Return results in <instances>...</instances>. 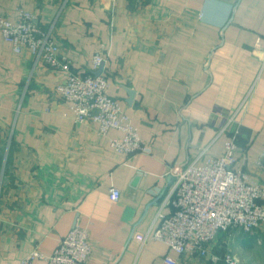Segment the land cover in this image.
Here are the masks:
<instances>
[{
	"label": "crops",
	"instance_id": "obj_1",
	"mask_svg": "<svg viewBox=\"0 0 264 264\" xmlns=\"http://www.w3.org/2000/svg\"><path fill=\"white\" fill-rule=\"evenodd\" d=\"M20 9L42 28L54 24L74 72L95 75L92 57L103 52L108 93L150 152L126 157L109 144L119 133L74 122L55 89L66 75L13 53L0 31V133L13 129L0 264L35 249L51 255L76 224L89 231V264H162L167 254L209 262L136 237L156 225L174 169L223 154L229 135L219 131L231 115L237 167L264 185V60L254 54L264 49V0H0V16Z\"/></svg>",
	"mask_w": 264,
	"mask_h": 264
},
{
	"label": "built area",
	"instance_id": "obj_2",
	"mask_svg": "<svg viewBox=\"0 0 264 264\" xmlns=\"http://www.w3.org/2000/svg\"><path fill=\"white\" fill-rule=\"evenodd\" d=\"M53 28L54 24L40 27L36 16L23 9L14 20L0 16L3 40L13 53L29 51L35 65L43 63L66 75L65 82L55 89L67 105L68 117L76 123L96 124L98 133L103 136L112 130L119 133V137L109 139V144L126 157L149 153L150 148L143 144L131 117L123 111L120 102L109 95L108 78L102 73L96 76L74 72L68 55L54 39ZM104 59L102 51L93 55L94 72L104 64ZM232 124L236 128L229 131ZM239 125L231 115L220 129V134L229 135L222 155L212 156L202 165L190 162L173 170L174 183L161 204L156 225L145 235L136 237L142 246L158 241L168 247L169 253L218 262L208 246L219 234L234 229L264 233V185L237 167ZM109 196L112 201H118L120 191L112 188ZM165 207L169 208L168 213L163 212ZM91 255L89 231L76 224L51 255L35 249L19 264H89ZM222 261L238 264L233 254H225ZM162 264H179V261L167 254Z\"/></svg>",
	"mask_w": 264,
	"mask_h": 264
},
{
	"label": "rangeland",
	"instance_id": "obj_3",
	"mask_svg": "<svg viewBox=\"0 0 264 264\" xmlns=\"http://www.w3.org/2000/svg\"><path fill=\"white\" fill-rule=\"evenodd\" d=\"M12 149L13 129L8 126L0 133V188ZM208 248L211 254L217 257L218 262L206 258L209 261L206 264H224L222 260L225 254L235 255L238 264H264V233L261 231L245 233L240 229H234L219 234Z\"/></svg>",
	"mask_w": 264,
	"mask_h": 264
},
{
	"label": "water",
	"instance_id": "obj_4",
	"mask_svg": "<svg viewBox=\"0 0 264 264\" xmlns=\"http://www.w3.org/2000/svg\"><path fill=\"white\" fill-rule=\"evenodd\" d=\"M254 54L259 58L260 61H263L264 60V50H258V49H255L254 51ZM102 70H103V65L99 68V70L96 72V76L97 75H100L102 73ZM129 95L131 98L134 97V91L133 90H129ZM183 166V165H182ZM172 176H174V174H172Z\"/></svg>",
	"mask_w": 264,
	"mask_h": 264
}]
</instances>
